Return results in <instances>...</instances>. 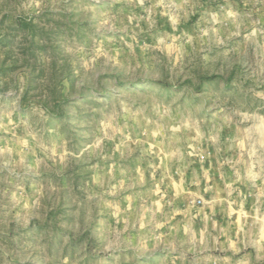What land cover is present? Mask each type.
<instances>
[{"label":"rangeland","instance_id":"rangeland-1","mask_svg":"<svg viewBox=\"0 0 264 264\" xmlns=\"http://www.w3.org/2000/svg\"><path fill=\"white\" fill-rule=\"evenodd\" d=\"M0 264H264V0H0Z\"/></svg>","mask_w":264,"mask_h":264}]
</instances>
